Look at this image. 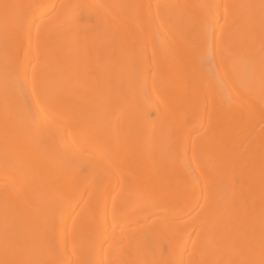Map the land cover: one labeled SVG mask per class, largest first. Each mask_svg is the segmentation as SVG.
<instances>
[{
    "label": "bare ground",
    "instance_id": "1",
    "mask_svg": "<svg viewBox=\"0 0 264 264\" xmlns=\"http://www.w3.org/2000/svg\"><path fill=\"white\" fill-rule=\"evenodd\" d=\"M0 264H264V0H0Z\"/></svg>",
    "mask_w": 264,
    "mask_h": 264
},
{
    "label": "rangeland",
    "instance_id": "2",
    "mask_svg": "<svg viewBox=\"0 0 264 264\" xmlns=\"http://www.w3.org/2000/svg\"><path fill=\"white\" fill-rule=\"evenodd\" d=\"M156 34H157V33H156ZM156 36L159 37L158 34H157ZM157 37H156V38H157ZM158 39H159V38H158ZM242 74L244 75V73H242ZM243 105H245V104H243ZM243 105H241V106H243ZM208 115H209V114H207L206 117H208ZM206 119H207V118H206ZM160 168H161V165H160V167H159V170H161ZM225 199H226V198H225ZM257 207L259 208V209H257V210H260V209H261V204H258Z\"/></svg>",
    "mask_w": 264,
    "mask_h": 264
}]
</instances>
